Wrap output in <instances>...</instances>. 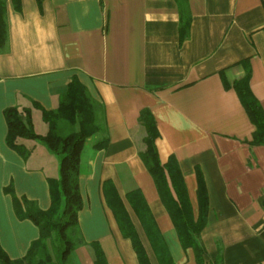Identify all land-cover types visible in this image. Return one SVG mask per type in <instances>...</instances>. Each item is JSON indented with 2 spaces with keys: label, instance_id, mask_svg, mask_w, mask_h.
<instances>
[{
  "label": "crops",
  "instance_id": "0c3cea01",
  "mask_svg": "<svg viewBox=\"0 0 264 264\" xmlns=\"http://www.w3.org/2000/svg\"><path fill=\"white\" fill-rule=\"evenodd\" d=\"M188 9V37L180 43L175 0H45L40 8L35 0H19L18 10L5 0L0 248L10 260L23 258L39 233L32 221L17 218L4 190L11 187L18 200L47 210L46 176H55L56 161L41 147L26 162L9 149L3 111L31 103L55 110L76 79L102 106L107 145L96 150L94 137L81 152L77 222L85 245L70 254V264H93V243L107 264H139L107 202L105 182L149 264H159L156 235L173 264H196L140 158L143 109L155 122L160 163L177 162L194 222L195 171L201 172L208 199L198 230L205 263L264 264V146L247 143L253 127L230 87L245 75L246 61L249 90L264 113V0H188Z\"/></svg>",
  "mask_w": 264,
  "mask_h": 264
},
{
  "label": "trees",
  "instance_id": "16d2710c",
  "mask_svg": "<svg viewBox=\"0 0 264 264\" xmlns=\"http://www.w3.org/2000/svg\"><path fill=\"white\" fill-rule=\"evenodd\" d=\"M43 1L45 0H35L38 8ZM175 2L179 14V40L182 43L187 39L190 27L188 0ZM12 3L14 9L18 10L19 0H12ZM6 40L5 0H0V53L4 50ZM241 64L245 75L230 87L235 90L253 127L251 139L247 143L251 146H264V113L249 90L248 64L246 61ZM225 87L228 88L226 85ZM35 112L40 113L41 120L47 127L45 134L35 132L33 122ZM3 116L7 127L6 146L24 162L28 161L36 147L43 146L56 161V174L46 176L50 206L45 211L39 210L35 203L24 198L18 200L13 195L11 187L4 190L12 197L17 218L32 221L39 235L37 240L30 244L25 256L18 260H10L0 248V264H70V254L85 245L77 222L78 212L82 208L79 192L81 152L87 140L94 137L97 138L94 145L96 150H101L107 145L102 106L89 95L84 86L73 79L61 94L55 110L45 111L38 104L31 103L27 107L7 108L3 111ZM138 122L145 132L140 158L154 180L159 198L173 223L178 240L183 249L193 250L196 264H206L205 250L198 235L200 222L208 210L207 193L201 172L198 169L195 171L199 219L194 222L177 162L171 158L162 165L158 159L155 148L158 133L148 110L140 111ZM63 125L69 127L70 132L65 134L61 128ZM103 190L109 206L116 214L121 232L132 243L139 264H149L109 182L103 183ZM149 237H152L150 231ZM155 237L159 243L155 244L153 249L159 264H173L159 240V235ZM90 247L93 252V264H107L99 246L93 243Z\"/></svg>",
  "mask_w": 264,
  "mask_h": 264
},
{
  "label": "rangeland",
  "instance_id": "374dc122",
  "mask_svg": "<svg viewBox=\"0 0 264 264\" xmlns=\"http://www.w3.org/2000/svg\"><path fill=\"white\" fill-rule=\"evenodd\" d=\"M36 116L33 118V122L36 126V131L40 134H45L47 132L46 125L42 122L41 116L39 112L35 113ZM50 157H53L48 150H46L43 146H40Z\"/></svg>",
  "mask_w": 264,
  "mask_h": 264
}]
</instances>
